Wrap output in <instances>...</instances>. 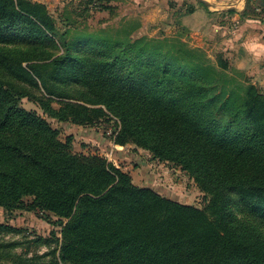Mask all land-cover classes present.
I'll return each instance as SVG.
<instances>
[{
    "label": "trees",
    "instance_id": "1",
    "mask_svg": "<svg viewBox=\"0 0 264 264\" xmlns=\"http://www.w3.org/2000/svg\"><path fill=\"white\" fill-rule=\"evenodd\" d=\"M195 1L181 16L205 7ZM262 14L264 0L239 12ZM132 23L115 39L78 32L71 40L43 3L0 0V207L51 214L60 227V237L45 239L59 242L57 258L56 249L18 252L21 242L3 237L16 228L0 223V264H264V92L221 53L213 62L179 37H132L140 27ZM23 96L58 121L114 116L115 143L179 166L206 204L167 198L100 155L73 152L70 137L21 106ZM235 202L250 206L257 228L233 216Z\"/></svg>",
    "mask_w": 264,
    "mask_h": 264
},
{
    "label": "rangeland",
    "instance_id": "2",
    "mask_svg": "<svg viewBox=\"0 0 264 264\" xmlns=\"http://www.w3.org/2000/svg\"><path fill=\"white\" fill-rule=\"evenodd\" d=\"M32 1L41 2L47 7L56 28L60 31L68 30V39L73 40L78 32H100L115 39L116 28L126 21H131L132 24L140 26L132 37H179L190 46L203 48L213 62H216L217 54L221 53L228 60L232 73L241 72L258 90L264 92V79L256 80L247 68L241 66L243 64L241 57L228 53L227 44L224 43V31L216 32L209 42L206 37H198L197 33L186 30L181 25V13L186 9V4H195V0H100L99 4L104 8L87 4L86 0ZM216 20L217 23H224L225 14H218ZM118 36L122 37V34L119 33ZM236 50L235 53L238 54V49ZM61 51L60 48L59 52ZM14 81L21 89L31 92L34 96L43 93L41 87L38 89L28 82ZM60 100L62 99L52 97L51 104L58 107ZM20 103L24 108L42 114L52 127L58 129L60 139L70 137L73 152L100 155L127 172L135 185L150 188L167 198L200 208L206 204V194L179 166L155 158L148 150L131 142L124 145L115 143L114 138L119 130V124L114 116L110 115L109 119H101L91 125H80L48 117L43 114L37 102L28 96L21 97ZM231 212L236 218L257 228L249 205L235 202L231 206ZM55 220V216L49 214L46 217L37 210L15 209L10 212L0 207V223L16 228L15 231L4 233L3 237L7 240L20 241L17 251L26 252L28 255L43 254L56 249L55 255L58 258L59 242L45 241L53 237V231L55 236L60 237V227L56 225ZM38 237L42 239L36 241ZM47 258L48 256L45 257Z\"/></svg>",
    "mask_w": 264,
    "mask_h": 264
},
{
    "label": "crops",
    "instance_id": "3",
    "mask_svg": "<svg viewBox=\"0 0 264 264\" xmlns=\"http://www.w3.org/2000/svg\"><path fill=\"white\" fill-rule=\"evenodd\" d=\"M202 1L205 7L196 4L192 13L181 16V25L197 33L198 37H206L209 42L216 32L224 31L228 53L241 57V66L247 68L256 80L264 79V18L241 20L239 12L244 9L246 0ZM229 8L236 12L225 14L226 21L217 23L218 14L224 15L223 11Z\"/></svg>",
    "mask_w": 264,
    "mask_h": 264
}]
</instances>
